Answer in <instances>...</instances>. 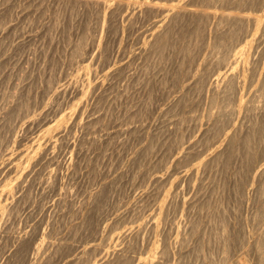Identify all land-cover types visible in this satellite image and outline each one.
Returning <instances> with one entry per match:
<instances>
[{"label":"rangeland","instance_id":"374dc122","mask_svg":"<svg viewBox=\"0 0 264 264\" xmlns=\"http://www.w3.org/2000/svg\"><path fill=\"white\" fill-rule=\"evenodd\" d=\"M85 1L0 0V264H93L106 248L115 252L132 244L128 253L139 264H148L155 250L160 264H259L256 237H264V126L260 136L254 133L253 142L248 141L254 135L246 127L237 131L230 148L221 141L225 153L213 167L200 162L224 139L225 131L248 124L257 113L251 107L264 105V95L259 99L264 27L258 29L251 21L246 26L250 32L244 31L240 42L233 44L231 60L241 47L249 54H238V62L232 64L242 75L241 89L233 94L238 99H229L232 95L222 99L207 88L216 86V68L231 66L215 64L226 49L216 51L211 35L215 20L223 12L235 11L236 3L191 0L192 12L167 22L162 31L169 23L170 30L160 46L144 55L154 19L168 11L154 16L144 11L148 0H132L121 10L124 13L112 14L111 8L105 11L100 6L101 0ZM155 1L171 12L177 0ZM238 7L248 8L244 13L252 15L262 13L264 4L259 9L249 4ZM203 8L218 18L202 13ZM126 12L135 17H125ZM77 39L84 44L81 52L76 51ZM250 61L258 63L257 69ZM208 68L214 74L204 87L196 78ZM105 69L120 71L107 75ZM220 106L226 110L224 125L232 126L215 134L218 129L211 127ZM207 129L212 132L202 137ZM187 201L193 205L190 209ZM142 218L145 224L137 233L135 226ZM217 224L225 230L216 229ZM127 229L126 237L124 233L116 239L115 234ZM185 230H191L194 239L179 250L176 245ZM163 238L175 252L169 259L161 256Z\"/></svg>","mask_w":264,"mask_h":264},{"label":"bare ground","instance_id":"6f19581e","mask_svg":"<svg viewBox=\"0 0 264 264\" xmlns=\"http://www.w3.org/2000/svg\"><path fill=\"white\" fill-rule=\"evenodd\" d=\"M28 1V0H27ZM42 1H44V0H42ZM54 1H61V0H54ZM79 1V0H78ZM84 1V0H83ZM88 1V2H87ZM89 1L90 0H86L85 2L86 3H89ZM110 1V0H109ZM173 1V0H172ZM203 1H207V0H203ZM202 1V2H203ZM225 2H227L228 4L230 3V4H233V3H236V4H234V6L236 5L237 6V8L235 9V11L233 10V9H231L232 8V6L233 5H230L231 6V8H230V6H229V8L231 9V12L229 11H226V12H228V13H225V12H223L222 13V15L218 18V14L216 13V12H212V11H208L206 8H203L201 11H202V13H205L206 15H208L209 17H211V18H218L217 20H215L216 22V25H215V32H214V34L215 35H213V33H212V40H213V38H214V42L213 41H211L212 43H213V45H214V47L216 48H218V49H221V48H225L226 50H224L225 51V53H223L222 55H220V56H218L217 58H216V65L218 66H220V65H222L223 66V64H225V66L227 65V64H229L230 63V68H226L225 70H223L222 71V69L220 70V71H216V69L214 70L215 71V73H217L216 75L217 76H213V72L214 71H212V74H211V69H203L198 75H199V77H197L196 79H198L197 80V82L198 83H201L204 87H206L207 86V84L209 83V81H212V79H211V77L213 76V81L215 82V84H216V86L214 85V86H212V82H210V86H208V90H210V91H212V94L211 95H213L214 97H216V98H218V97H222V99H223V97L225 98H229L231 95V97L229 98V99H231V98H237V97H235L236 95H237V93L236 92H238L237 90L238 89H241V88H239V85H240V82H241V80H240V77L242 76H240V73H237V72H235V67H238V66H235V67H233L232 66V64L234 65L236 62H238V60H239V56H238V54L240 55V54H243V55H246V54H249L248 52H245V47H241V48H239L238 50H237V52H236V54H235V56H236V58L235 59H232L231 60V56H232V58H233V55H234V53H235V51L233 52V55H232V50L233 49H235V48H232V47H236V46H233V44H238L240 41H239V39L241 38H243L242 36H243V32L245 31V33H247V31L248 32H250L249 30H248V28L246 27L247 25L249 26V24L251 23V21H254V24H256V28H258V29H261L262 27H264V7H262L263 6V4H264V0H224ZM77 2V1H76ZM98 2V1H97ZM96 2V3H97ZM158 1H155V0H148V1H146V3H144L145 4V10L144 11H147V12H149V13H153V14H155L154 16H160V15H162L163 13H166V11H168L166 14H164L163 15V17L162 16H160L159 18H157V19H154L155 21H154V24H153V31L149 34V36L145 39V43H144V47H143V54L145 55V54H148V53H150L151 51H152V49H155L156 47H159L160 46V41L162 40L161 38L163 37V35H166L168 32H169V30H170V23L174 20V19H178V17L180 18V16H184V15H186L187 13H191L192 12V10H191V8L189 9V5L191 4V0H177L176 2L174 1V3L173 4H171L172 5V11L171 12H169L170 10L168 9V8H165L164 6H160V5H158V3H157ZM80 3H81V1H80ZM84 3V2H83ZM102 3V4H101ZM101 3H100V6L102 7V8H104V10L105 9H107V8H111V11H110V13H115V12H117V11H119V12H122V13H124V11H121V10H124V8L127 6V5H129L130 6V4H133V1L132 0H130V1H125V0H111V2H108V0H103V2H102V0H101ZM140 3V2H139ZM78 4V3H77ZM143 4V3H142ZM245 4V6H246V4H249V6H257V8L260 6V7H262L261 9H259V12L260 11H263L262 13H255L254 11V14H252L251 15V13H247V12H245L244 13V11H243V9L244 10H248V8L247 9H245V8H243V9H241V8H239L238 6H243ZM3 5V4H2ZM163 5V4H162ZM170 6V5H169ZM247 7H248V5H247ZM101 9V8H100ZM129 9V8H128ZM127 9V10H128ZM130 9H132V8H130ZM141 10H142V8H141ZM233 10V11H232ZM254 10V9H253ZM103 11V10H102ZM101 11V12H102ZM106 11V10H105ZM249 11V10H248ZM130 12L131 13H133L131 10H130ZM106 13V12H105ZM109 13V14H110ZM127 13V12H126ZM130 13V14H131ZM102 14H104V12L102 13ZM129 13H127V14H123L125 17H128L129 15H130ZM138 14V13H137ZM136 14V15H137ZM106 15V14H105ZM118 15V14H117ZM116 16V15H115ZM134 16V15H133ZM133 16H129V18H132ZM112 17V16H111ZM124 17V18H125ZM135 17V16H134ZM122 18V17H121ZM105 19V18H104ZM127 19V18H126ZM124 20V19H123ZM132 20V19H131ZM126 21V20H125ZM170 21V23H169V25L167 26V28L164 30V31H162V28L167 24V22H169ZM128 22H130V21H128ZM132 22V21H131ZM253 24V23H252ZM253 24V25H254ZM251 27V26H250ZM214 28V27H213ZM212 28V29H213ZM252 28V27H251ZM253 29H254V26H253ZM80 33V32H79ZM244 33V35H246ZM242 34V35H241ZM80 35V38L82 37L81 36V34H79ZM241 35V36H240ZM78 37V36H77ZM240 37V38H239ZM79 38V39H80ZM93 38V37H92ZM91 38V39H92ZM209 38H210V36H209ZM82 39V38H81ZM80 39V40H81ZM240 39V40H241ZM76 40V39H75ZM80 40L78 41V39H77V42H76V51H79V52H81L84 48V44H83V42H80ZM82 40H84V39H82ZM238 41V42H237ZM233 42H236V43H233ZM91 43H93V40L91 41ZM212 43H211V45H212ZM94 44V43H93ZM73 45V46H74ZM215 49L216 51H218V49ZM86 49V48H85ZM220 51V50H219ZM218 51V52H219ZM84 52H86V54H87V50L86 51H84ZM78 53V52H77ZM89 53V52H88ZM85 54V55H86ZM82 55V54H81ZM84 55V56H85ZM79 56V55H78ZM247 56V55H246ZM74 57V56H73ZM212 57H214V55L212 56ZM246 58H248V59H250L249 57H246ZM212 60H213V58H212ZM247 62H249V61H247ZM250 63H253V65H254V67H253V65H252V67H253V70H255V69H257L256 67H257V65H258V63L257 62H255V63H257V65H256V67H255V63L254 62H251L250 61ZM249 63V64H250ZM25 64V63H24ZM26 64H30V63H26ZM116 64V63H115ZM214 64V65H215ZM240 64V63H239ZM88 65V64H87ZM87 65L85 66V68H87ZM236 65V64H235ZM247 66H248V64H246ZM119 66V65H118ZM218 66V68H221V67H219ZM224 66V67H225ZM120 67V66H119ZM216 66H214V68H215ZM224 67H223V69H224ZM249 67V66H248ZM247 67V68H248ZM82 68H84V66L82 67ZM112 68H114V67H112ZM116 68V67H115ZM122 68V70H123V68L124 67H121ZM24 69V68H23ZM107 69V68H106ZM105 69V70H106ZM119 69V68H118ZM118 69H116L117 71H120V70H118ZM249 69V68H248ZM115 69L114 70H112L111 71V69L110 70H106L105 72H106V74L107 75H110V74H112V73H115L114 71H116ZM121 70V71H122ZM198 70H200V68L198 69ZM213 70V69H212ZM23 71V70H22ZM25 71V70H24ZM103 74H105V73H103ZM244 76H246L247 75V69L244 67V73H242ZM22 75V74H21ZM264 75V74H263ZM60 76V75H59ZM59 76L57 77V78H59ZM106 76V75H105ZM22 77V76H21ZM61 78V77H60ZM110 78H112V77H110ZM194 79V78H193ZM261 79V82H262V86H260V87H262L261 88V90H262V93H261V95H260V97H259V99L261 98V96H263L264 95V76L262 77V78H260ZM55 80V79H54ZM52 81L53 82V84L55 85V81ZM55 82V83H54ZM195 84V83H194ZM188 85V84H187ZM61 87H62V85H60ZM185 87V86H184ZM241 87V86H240ZM259 87V88H260ZM50 88V87H49ZM189 88V87H188ZM60 89V88H59ZM65 89V88H64ZM189 89H191V88H189ZM56 91V90H55ZM258 92H260V91H258ZM13 93V92H12ZM58 93H59V90H58ZM235 93H236V95H235ZM210 94V93H209ZM233 94L235 95L234 97H233ZM184 95H186V94H184ZM13 96V95H12ZM11 96V97H12ZM179 96V95H178ZM239 96V95H238ZM13 98V97H12ZM11 98V99H12ZM213 98V97H212ZM214 99V98H213ZM238 99V98H237ZM236 99V100H237ZM225 100H227V99H225ZM224 100V101H225ZM235 100V101H236ZM261 100H264V99H261ZM216 101V100H215ZM255 101V100H254ZM233 102H234V100H233ZM258 102V101H257ZM261 102V101H260ZM263 102V101H262ZM28 103V102H27ZM227 103V102H226ZM254 103V102H253ZM255 103H256V101H255ZM264 103V102H263ZM262 103V104H263ZM26 104V103H25ZM225 104V103H224ZM228 104V103H227ZM258 104H260V103H257V105H254L253 107H251V112L252 111H254V109L256 110V114L255 115H253L254 117H252L250 120H249V122H248V124H242L241 125V123H240V125L241 126H234V128L231 130V131H228V132H224L225 134V136H224V139H221V140H218V142L217 143H219V144H217V145H215V147L212 149V153L210 154V155H208L209 157L207 158H205V159H201V161L202 162H200L202 165H205V167H208V166H214V164L215 163H217L218 161L220 162V158H222V157H220L221 155H222V153H225V152H223V150H224V148L225 147H223V146H225V144H223V143H220L221 141H225V143L227 142V144H226V146H227V148H230V146L232 145V140L233 139H235L236 138V135H237V131L239 130V129H241V128H244V127H246V128H248V130L250 129L251 131H252V133H249V134H253L254 136H250V137H248V141H249V139L252 141V137H255V134L254 133H256V136H258L259 135V130H260V128H262V126H264V124H263V120H262V118L264 117V113H261V114H259L258 113V111H260V109H264V105L263 106H259ZM26 105H28V104H26ZM29 106V105H28ZM27 106V107H28ZM223 106V105H222ZM250 106H252V105H249L248 106V109L250 108ZM221 107V106H220ZM232 107V106H231ZM230 107V108H231ZM227 108V107H226ZM229 108V109H230ZM233 108V107H232ZM8 109V108H7ZM176 109V108H175ZM220 109H222V107L220 108ZM262 109V110H263ZM10 110V109H9ZM224 110H225V108H224ZM247 110V109H246ZM261 110V111H262ZM10 111H12V110H10ZM221 111V110H220ZM219 111V114H218V116L216 117V119L213 121V123H212V127L211 128H213V127H215L216 129H214V130H216L217 131V129H218V132H216L215 134H219V132L221 131V129H222V127L224 126L225 127V125H227L228 126V128H229V125L230 124H232V123H230L229 121L230 120H225V122L227 121V122H229L230 124L228 125L227 123L224 125V119L226 118V117H224L225 115H226V113H225V111H223V109H222V111L220 112ZM229 112H230V110H228ZM5 112V111H4ZM3 112V113H4ZM223 112V113H222ZM229 112H227V115L229 114ZM224 113H225V115H224ZM250 113V112H249ZM8 114H10V113H8ZM7 114V115H8ZM11 114H13V112H11ZM164 114V113H163ZM173 114V113H172ZM4 115H6V113H4ZM18 115H20V113L18 114ZM18 115L16 116V117H18ZM165 115V114H164ZM214 115V114H213ZM212 115V116H213ZM246 115V114H245ZM247 115H250V114H247ZM8 116H10V115H8ZM12 116V117H11ZM9 118L11 119V118H13V115H11ZM169 116H171V115H169ZM168 116V117H169ZM251 116V115H250ZM250 116H249V118H250ZM16 117H14V118H16ZM210 117H211V115H210ZM214 117V116H213ZM222 117H224V119L222 118ZM246 117V116H245ZM5 118V117H4ZM168 119V118H167ZM228 119H230V117L228 118ZM5 120V119H4ZM15 120V119H14ZM6 121V120H5ZM8 121V120H7ZM10 122H11V120H9ZM8 121V122H9ZM16 121H17V119H16ZM16 121H14V122H16ZM13 122V123H14ZM242 122V121H241ZM244 122V121H243ZM163 123V122H162ZM179 123V122H178ZM244 123H246V122H244ZM177 124V123H176ZM211 125V124H210ZM209 125V126H210ZM214 125V126H213ZM234 125V124H233ZM164 126H165V124H164ZM227 126L225 127V128H227ZM232 125H230V127H231ZM12 128V127H11ZM11 128L9 129V130H11ZM200 128V127H199ZM203 128V127H202ZM208 128V127H207ZM210 128V129H211ZM227 128V129H228ZM246 128H244V129H246ZM210 129H207L206 130V132H204L205 133V135L203 134V136H202V134L200 133V136H202V137H205L206 138V134H207V132H208V130H210ZM12 130H14V128H12ZM200 130V129H199ZM224 130H226V129H224ZM242 130V129H241ZM158 131H159V129H158ZM201 131V130H200ZM210 132H212L211 130H210ZM203 133V132H202ZM246 133H247V131H246ZM258 133V134H257ZM180 134V133H179ZM183 134V133H182ZM189 134V133H188ZM195 134V133H194ZM209 134H212V133H209ZM239 134H241V133H239ZM238 134V136H240ZM133 135V134H132ZM131 135V136H132ZM181 135V134H180ZM197 135V134H196ZM198 135H199V132H198ZM222 135V134H221ZM220 135V136H221ZM243 135V134H242ZM244 135H245V137L247 138V136H249V135H246L245 133H244ZM190 136V135H189ZM200 136H198V138L200 137ZM214 136V135H213ZM260 136V135H259ZM195 137H197V136H195ZM195 137H193V139L195 138ZM235 137V138H234ZM241 137V136H240ZM243 137L244 136H242V139H243ZM264 137V136H263ZM190 139H191V137H189ZM201 138V137H200ZM200 138L199 139H197L196 140V142H200ZM204 138V139H205ZM215 138V137H214ZM216 138H218V135H217V137ZM196 139V138H195ZM204 139H201V140H204ZM219 139V138H218ZM263 139V138H262ZM65 140H67L68 141V139L66 138ZM64 140V141H65ZM150 140V139H149ZM213 140V139H212ZM217 140V139H216ZM239 140V139H238ZM257 140H259L258 138H257ZM260 140H261V138H260ZM67 141H65V142H63V143H65V145H67ZM76 141V140H75ZM189 141V140H188ZM194 141V140H193ZM240 141H241V139H240ZM246 141V140H245ZM254 141V140H253ZM252 141V142H253ZM74 142V141H73ZM196 142H193V143H196ZM203 142V141H202ZM243 141H241V143H242ZM259 142V141H258ZM257 142V143H258ZM263 142V141H262ZM214 143V142H213ZM237 143V142H236ZM244 143H246V142H244ZM244 143L242 144V145H240L241 147L244 145ZM248 143V142H247ZM251 143V142H250ZM256 143V144H257ZM260 143V142H259ZM74 144V143H73ZM75 144H76V142H75ZM148 144V143H147ZM178 144V143H177ZM182 144H184V142L182 143ZM182 144H180V145H182ZM197 144V143H196ZM203 144V143H202ZM64 145V144H63ZM64 145V146H65ZM192 145V144H191ZM246 145V144H245ZM250 145V144H249ZM251 145H253V144H251ZM250 145V146H251ZM254 145H255V143H254ZM259 145V144H258ZM59 146V145H58ZM67 146H70V145H67ZM66 146V148H68ZM202 146V145H201ZM247 146V145H246ZM245 146V147H246ZM71 147V146H70ZM69 147V148H70ZM73 147V146H72ZM158 147V146H157ZM194 147V146H193ZM239 147V146H238ZM240 147V148H241ZM245 147H244V150H245ZM262 147V146H261ZM260 147V148H261ZM59 148H61V147H59ZM77 148V147H76ZM258 148V147H257ZM232 149V148H231ZM236 149V148H235ZM239 148H237V150H238ZM241 149H243V147L241 148ZM247 149H249V146H247V148H246V150ZM60 150V149H59ZM68 150V149H67ZM72 151H73V149H71ZM103 150V149H102ZM211 150V149H210ZM251 150H252V148H251ZM255 150V149H254ZM253 150V151H254ZM61 152H62V150H60ZM59 151V152H60ZM238 151H240V150H238ZM250 151V150H249ZM263 151V150H262ZM68 152V151H67ZM70 152V151H69ZM181 152V151H180ZM234 153V152H233ZM248 153H250V152H248ZM65 154H67V153H65ZM71 153H69V156H71L70 155ZM73 154V153H72ZM209 154V153H208ZM60 155V154H59ZM241 157H243L244 155L241 153ZM72 156H74V155H72ZM249 156V155H248ZM220 157V158H219ZM26 159H30L29 157H25ZM70 158V157H69ZM73 158V157H72ZM71 158V159H72ZM166 158V157H165ZM248 158V157H247ZM185 159V158H184ZM223 159V158H222ZM244 159V158H243ZM246 159H244V161H245ZM149 161V160H148ZM251 161V160H250ZM134 162V161H133ZM218 162V163H219ZM146 163H147V161H146ZM221 163H222V161H221ZM254 163V162H253ZM155 164V163H154ZM226 164V163H225ZM255 164V163H254ZM152 165V164H151ZM200 165V164H199ZM224 165V164H223ZM234 166V165H233ZM249 166V165H248ZM150 167V166H149ZM202 167V166H201ZM257 167V166H256ZM196 168V167H195ZM218 168H219V166H218ZM229 168V167H228ZM242 168V167H241ZM253 168V167H252ZM197 170H200V168L198 167V168H196ZM210 169V168H209ZM213 169V168H212ZM222 169V168H221ZM247 169V168H246ZM261 169V168H260ZM192 171H194L193 169H191ZM196 170V171H197ZM206 170V169H205ZM239 170V169H238ZM191 171V172H192ZM207 171V170H206ZM205 172V171H204ZM215 172V171H214ZM213 172V173H214ZM220 172V171H219ZM189 174V173H188ZM203 174H205V173H203ZM203 174H202V176H203ZM248 174V173H247ZM192 175V174H191ZM232 175V174H231ZM213 176V175H212ZM236 176V175H235ZM238 177H239V175H238ZM206 178V177H205ZM244 178V177H243ZM204 179V178H203ZM212 179H213V177H212ZM252 180V179H251ZM263 181V180H262ZM204 182V181H203ZM213 182V181H212ZM224 182V181H223ZM220 183V182H219ZM238 183V182H237ZM241 183V182H240ZM233 184V183H232ZM242 184V183H241ZM240 184V185H241ZM123 185V184H122ZM206 185H207V183H206ZM209 185V184H208ZM218 185V184H217ZM238 185V184H237ZM237 185H235V186H237ZM210 188V187H209ZM202 189H203V186H202ZM205 189V188H204ZM239 189V188H238ZM241 189H243V188H241ZM207 190V189H206ZM236 190H237V188H236ZM203 191V190H202ZM211 190H209V192H210ZM218 191V190H217ZM251 191V190H250ZM258 191V190H257ZM99 192V191H98ZM198 192H199V190H198ZM212 192V191H211ZM241 191L239 190V193H240ZM261 192V191H260ZM212 194V193H211ZM145 195V194H144ZM171 195V194H170ZM173 195V194H172ZM251 195V194H250ZM259 195H260V193H259ZM200 196V195H199ZM14 197V196H13ZM150 197V196H149ZM165 197V196H164ZM169 197V196H168ZM197 197V196H196ZM250 197V196H249ZM260 197V196H259ZM151 198V197H150ZM198 198V197H197ZM18 199V198H17ZM20 199V198H19ZM96 199V198H95ZM168 199V198H167ZM192 199V198H191ZM201 199V198H200ZM205 199V198H204ZM254 199V198H253ZM21 200V199H20ZM20 200H18V204H19V201ZM143 200H144V198H143ZM176 200V199H175ZM174 200V198H173V201H175ZM195 199H192V200H190V201H194ZM222 200V199H221ZM250 200V199H249ZM248 200V201H249ZM165 202H166V199L164 200ZM189 201V202H190ZM196 201V200H195ZM194 201V202H195ZM206 201V204L204 205V206H207V200H205ZM216 201V200H215ZM220 201V200H219ZM252 201V200H251ZM15 202V201H14ZM21 202V201H20ZM164 202V203H165ZM183 202H186V201H183ZM12 203H13V201H12ZM11 203V204H12ZM15 203H17V202H15ZM168 203V202H167ZM177 203V202H176ZM187 203H188V201H187ZM219 203V202H218ZM217 203V204H218ZM222 203V202H221ZM256 203V202H255ZM17 204V205H18ZM159 204H161V202L159 203ZM170 203H168L167 204V206L169 205ZM185 204V203H184ZM189 205L191 204V203H188ZM195 204V203H194ZM201 204V203H200ZM204 204V203H203ZM202 204V205H203ZM225 204V203H224ZM250 204V203H249ZM13 205V206H12ZM11 205V207H13L12 209H14V204H12ZM165 205V204H164ZM171 205H172V203H171ZM170 205V206H171ZM178 205V204H177ZM192 205V204H191ZM191 205L190 206H188V208L189 207H191ZM198 205V204H197ZM209 205V204H208ZM221 205V204H220ZM195 206V205H194ZM212 206V205H211ZM216 206V205H215ZM263 206V205H262ZM159 207V206H158ZM180 207H181V205H180ZM192 207H193V205H192ZM216 207H219V206H216ZM220 207H222V206H220ZM256 207V206H255ZM15 208H17V207H15ZM140 208V207H139ZM160 208V207H159ZM164 208H165V206H164ZM182 208V207H181ZM186 208V207H185ZM202 208V207H201ZM207 208V207H206ZM209 208V207H208ZM137 209V208H136ZM173 209V208H172ZM190 209V208H189ZM203 209V208H202ZM261 209V208H260ZM161 210V209H160ZM182 210V209H181ZM164 212L163 213H165L166 215H168L169 216V213L167 214V212L165 211V209L163 210ZM183 211V210H182ZM263 211V210H262ZM158 212H159V210H158ZM261 212V211H260ZM260 212H258L259 213V215H260ZM171 213V212H170ZM257 213V214H258ZM162 214V213H161ZM182 214H184L183 212H182ZM209 214V213H208ZM193 215V214H192ZM145 215H143V217H144ZM210 216V215H209ZM257 216V215H256ZM255 216V217H256ZM174 217V216H173ZM193 217V216H192ZM211 217V216H210ZM209 217V218H210ZM213 217V216H212ZM211 217V218H212ZM141 218V217H140ZM169 218V217H168ZM187 218V217H186ZM223 218V217H222ZM221 218V219H222ZM140 219H138V221H139ZM144 220H145V217H144ZM189 220H190V218H189ZM224 220V219H223ZM141 221V220H140ZM167 221V220H166ZM191 222H192V220H190ZM200 221V220H199ZM224 221H226V220H224ZM188 222V221H187ZM198 222V221H197ZM201 222V221H200ZM220 222V221H219ZM218 222V223H219ZM189 223V222H188ZM188 223H186L187 225H188ZM196 222H194L193 223V227H194V224H195ZM221 223H223V221L221 222ZM143 224H145V222L143 221V218H142V221L141 222H138V225H134L135 226V229H137V233H141L140 231H141V228L143 229ZM185 224V225H186ZM224 224V223H223ZM219 225V226H224V225ZM180 225V224H179ZM228 225V224H227ZM178 226V225H177ZM195 226H196V224H195ZM200 226V225H199ZM215 226V225H214ZM217 226H218V224H217ZM217 227L216 229H218V228H220V227ZM178 227H180V229L183 227H181V225L180 226H178ZM186 227L187 226H184V228L186 229ZM189 227V226H188ZM191 227V226H190ZM193 227H192V231H195V230H193ZM225 227H227L226 226V222H225ZM129 228V227H128ZM131 229H134L133 227H130ZM195 228V227H194ZM202 228V227H201ZM211 228V227H210ZM221 228H223V227H221ZM221 228H220V230H221ZM131 229H129V230H131ZM188 229V228H187ZM189 229H191V228H189ZM196 229H198V228H196ZM224 229V228H223ZM155 230V229H154ZM178 230V229H177ZM210 230V229H209ZM212 230V229H211ZM225 230V229H224ZM223 230V231H224ZM127 231H128V229L127 230H122L121 232H120V234L119 233H117V235L115 234L114 236H117V238L116 239H118V238H120L124 233H125V236H123V237H126V235H127ZM158 231V230H157ZM156 231V232H157ZM160 231V230H159ZM183 231H184V229H183ZM186 231V230H185ZM191 231V230H190ZM190 231H186L185 232V235L183 236V237H181V240L179 239V244H177L176 246L179 248V250L181 249H183L184 247H186V244L188 243V242H190V239H194V238H191L190 236H192L193 237V233L192 232H190ZM129 232V231H128ZM135 232V233H136ZM178 232V231H177ZM181 232V231H180ZM180 232H178V234H180ZM189 234H188V233ZM245 233H246V231H244ZM75 233V232H74ZM135 233L133 234V235H135ZM232 233V232H231ZM237 233V232H236ZM177 234V235H178ZM187 234H188V236H187ZM224 234V233H223ZM226 234H228V231H227V233ZM230 234V233H229ZM228 234V235H229ZM242 234V233H241ZM244 234V233H243ZM138 236H139V234H137ZM231 235V234H230ZM245 235V234H244ZM231 236H233V235H231ZM234 236H237V235H234ZM260 236V235H259ZM261 236H262V234H261ZM134 237H136V236H134ZM166 237V236H165ZM205 237V236H204ZM228 237H230V236H228ZM227 237V238H228ZM114 238V237H113ZM180 238V237H179ZM224 238H225V235H224ZM234 238V237H233ZM251 238V237H250ZM121 239V238H120ZM167 239V238H166ZM211 239V238H210ZM229 239H232L231 237L229 238ZM246 239H247V237H246ZM256 239H257V248H258V250H259V256H257V259H259V264H264V253L262 252L263 250H264V245H263V242H264V237H256ZM23 240H24V238H23ZM115 240V239H114ZM176 240V239H175ZM174 240V241H175ZM206 240V239H205ZM208 240H209V238H208ZM225 240H227V239H225ZM118 241V240H117ZM132 241V240H131ZM163 241H165L164 240V238H163ZM207 241V240H206ZM205 241V242H206ZM223 241V240H222ZM243 241V240H242ZM263 241V242H262ZM119 242V241H118ZM224 242V241H223ZM226 242V241H225ZM225 242H224V244H225ZM230 242V241H229ZM228 242V243H229ZM164 243V245H163V248H162V250L160 251L161 252V256L163 257V258H167V259H169V257L171 256V255H173V253H175L174 251H173V247H172V243H170V242H168V240H166L165 242H163ZM204 243V242H203ZM243 243V242H242ZM121 244V243H120ZM132 244V243H131ZM190 244V243H189ZM201 244V243H200ZM221 244H222V242H221ZM137 245V244H136ZM228 245V244H227ZM131 246H133V244L131 245ZM131 246L129 245V247H127V246H124V247H126V249L125 248H118L117 249V251H115V252H111L112 250H109V249H105V251L103 252H99V254H100V256L99 257H97L96 259H94V261H93V264H139V262H137V258L136 257H134V256H132V254H131V252H130V254L128 253V251H130V249H127V248H131ZM241 246V245H240ZM243 246V245H242ZM255 246V245H254ZM120 247V246H119ZM158 247H159V240H158V243H156V248L158 249ZM222 247H224V246H222ZM256 247V246H255ZM224 248H226V247H224ZM94 249H96L97 250V247H95ZM255 249V248H254ZM27 250V249H26ZM178 250V249H177ZM222 252H224L223 250H221ZM227 251V250H226ZM56 252V251H55ZM97 252V251H96ZM181 252V251H180ZM154 253H156V254H154V256L152 255V259H150L149 260V262H148V264H155L156 263V260L157 259H155L157 256V253H158V250L156 251L155 250V252ZM182 254V253H181ZM95 255V254H94ZM97 255V254H96ZM98 256V255H97ZM160 256V257H161ZM202 256V255H201ZM96 257V256H95ZM94 257V258H95ZM20 258V257H19ZM181 258H183V256L181 257ZM14 260V259H13ZM174 260V259H173ZM175 262L177 261V260H174ZM258 261V260H257ZM174 262V263H175ZM221 263H223V262H221ZM220 263V264H221ZM156 264H160V262H158V263H156ZM163 264V263H162ZM166 264V263H165Z\"/></svg>","mask_w":264,"mask_h":264}]
</instances>
